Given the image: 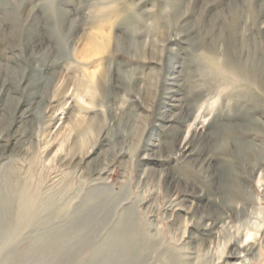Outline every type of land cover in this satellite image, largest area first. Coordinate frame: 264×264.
Returning <instances> with one entry per match:
<instances>
[{
    "label": "rangeland",
    "instance_id": "obj_1",
    "mask_svg": "<svg viewBox=\"0 0 264 264\" xmlns=\"http://www.w3.org/2000/svg\"><path fill=\"white\" fill-rule=\"evenodd\" d=\"M172 52L183 110L167 107ZM203 55L241 72L202 75ZM12 134L0 174L30 212L0 264H264V0H0V138Z\"/></svg>",
    "mask_w": 264,
    "mask_h": 264
},
{
    "label": "bare ground",
    "instance_id": "obj_2",
    "mask_svg": "<svg viewBox=\"0 0 264 264\" xmlns=\"http://www.w3.org/2000/svg\"><path fill=\"white\" fill-rule=\"evenodd\" d=\"M209 1V0H208ZM212 1V0H211ZM15 2V1H14ZM14 2L12 3V4H14ZM20 2V1H19ZM44 2V1H43ZM223 2V1H222ZM32 3V2H31ZM209 3H211V2H209ZM55 4V3H54ZM222 4V3H221ZM228 4V3H227ZM22 5H23V3H22ZM27 5V4H26ZM46 5V4H45ZM53 5V4H52ZM56 5V4H55ZM226 5V4H225ZM7 6V5H6ZM9 6V5H8ZM14 6H15V4H14ZM112 6V5H111ZM110 6V7H111ZM219 6V5H218ZM20 7V6H19ZM105 7V6H104ZM21 8V7H20ZM38 8V7H37ZM50 8V7H49ZM107 8V7H106ZM223 8H225V7H223ZM7 9V8H6ZM10 9H11V6H10ZM56 9V8H55ZM62 9V8H61ZM210 9V8H209ZM220 10V13H222L223 12V10L221 11V7L219 8ZM239 9V8H238ZM51 10V9H50ZM49 10V11H50ZM213 10V9H212ZM215 10H216V8H215ZM21 11V10H20ZM55 11V10H54ZM66 11V10H65ZM68 11V10H67ZM74 11H76V10H74ZM237 11V10H236ZM7 12H9V10L7 9ZM57 12H58V10H57ZM77 12V11H76ZM106 12H107V9H106ZM208 12V11H207ZM214 13H215V11H213ZM104 13V12H103ZM102 13V14H103ZM108 13V12H107ZM106 13V14H107ZM236 13H238V12H236ZM52 14V13H51ZM102 14H100V16L102 15ZM225 14V13H224ZM239 14V13H238ZM167 15V14H166ZM214 15V14H213ZM227 15V14H226ZM20 16V15H19ZM77 16H78V14H77ZM239 16V15H238ZM21 17V16H20ZM54 17V16H53ZM98 17V16H97ZM213 16H212V20H213ZM215 18H218V17H215ZM214 18V19H215ZM223 18V17H222ZM238 18V17H237ZM17 19V18H16ZM25 19V18H24ZM73 19H75V18H73ZM101 19H102V16H101ZM208 19V18H207ZM42 20V19H41ZM44 20V19H43ZM46 20V19H45ZM44 20V21H45ZM68 20V19H67ZM103 20V19H102ZM106 20V19H105ZM204 20V19H203ZM210 20H211V18H210ZM221 20V19H220ZM20 21V20H19ZM216 21V20H215ZM262 21V20H261ZM204 22V21H203ZM212 22H214V20L213 21H211V23ZM232 22V21H231ZM45 23V22H44ZM63 23V22H62ZM210 23V25H212ZM223 23V22H222ZM204 24V23H203ZM46 25H47V23H46ZM68 25V24H67ZM12 26V25H11ZM75 26V25H74ZM102 26V25H101ZM204 26H206V25H204ZM213 26L214 25H212V28H213ZM208 27V26H207ZM206 27V28H207ZM222 27V26H221ZM101 28V27H100ZM210 28V27H209ZM215 28V27H214ZM218 28V27H217ZM219 29V28H218ZM223 29V28H222ZM229 29V28H228ZM47 30V29H46ZM101 30H102V28H101ZM212 30V29H211ZM233 30V29H232ZM219 31H221V30H219ZM126 32V31H125ZM217 32V31H216ZM233 32V31H232ZM83 33V32H82ZM176 33V32H175ZM194 33V32H193ZM213 33V32H212ZM212 33H210V34H212ZM234 33V32H233ZM209 34V35H210ZM217 34V33H216ZM177 35V34H176ZM191 35H193V34H191ZM169 36V35H168ZM197 36V35H196ZM226 36V35H225ZM195 37V36H194ZM104 38V37H103ZM176 38H178V37H176ZM175 38V39H176ZM187 38V37H186ZM193 38V37H192ZM191 38V39H192ZM206 38H207V36H206ZM216 38V37H215ZM179 39V38H178ZM188 39H190V37L188 38ZM190 39V40H191ZM197 39V38H196ZM196 39H193V41L194 40H196ZM209 39V38H208ZM180 40V39H179ZM202 40V39H201ZM207 40V39H206ZM213 40V39H212ZM216 40V39H215ZM219 40V39H218ZM217 40V41H218ZM213 42V41H212ZM186 43H189V42H186ZM203 43V42H202ZM213 43H215V42H213ZM191 44V43H190ZM200 44V43H199ZM204 44V43H203ZM169 45V44H168ZM187 45H189V44H187ZM212 45V44H211ZM192 46V44L190 45V47ZM197 46V45H196ZM195 46V47H196ZM215 46V49L216 50H218V48H216V44L214 45ZM194 46H193V48H195ZM208 47V46H207ZM223 47H224V45H223ZM101 48V47H100ZM197 48V47H196ZM199 48V47H198ZM233 48V47H232ZM151 49V48H150ZM211 49V48H210ZM214 49V50H215ZM221 49H224V48H221ZM221 49L219 50V51H221ZM183 50V49H182ZM226 50V49H225ZM174 51V50H173ZM187 51V50H186ZM193 51V50H192ZM212 51V50H211ZM224 51V50H223ZM176 52V51H175ZM190 52V51H189ZM189 52L187 53L188 55H189ZM207 52V51H206ZM168 53V52H167ZM176 53H178V52H176ZM192 53V52H191ZM209 53V52H208ZM252 54V53H251ZM197 55H199V54H197ZM253 55V54H252ZM254 56V55H253ZM178 57V56H177ZM219 57V56H218ZM248 57V56H247ZM252 57V56H251ZM183 58V57H182ZM233 58V57H232ZM167 59V58H166ZM238 59H240V58H238ZM237 59V60H238ZM247 59H249V58H247ZM246 59V60H247ZM192 60V59H191ZM221 60V59H220ZM200 61H202V62H204V63H206L207 65H205V66H208L209 67V72H208V74H204V70H205V68H202L204 65H203V63L201 62V64L203 65V66H201L200 68V72H201V74L202 75H205V76H208L209 78H214L216 75H218L219 73H230L232 76L234 75H237V73L240 71L241 72V69H239L237 66H231V65H224V64H222L221 62H219L215 57H213V56H208V55H203L202 56V58H201V60ZM240 61V60H239ZM250 61V60H249ZM231 62V61H230ZM181 63L182 62H180V61H177V59H176V55H174L173 54V52L171 53V55H170V57H169V62H168V64H167V76H166V80H167V83L169 84V93H170V96H171V100L173 101V102H171L170 104L168 103V105H167V107H175V108H178L179 110L180 109H184L185 107H188L187 106V103L186 102H188L185 98H188V96L187 97H185V95H184V92H183V83H184V81H183V83H182V80H183V76H184V72H183V70H182V65H181ZM183 63H185V61L183 62ZM250 63V62H249ZM247 64V63H246ZM245 64V65H246ZM253 63H251V65H252ZM240 65V64H239ZM249 65V64H248ZM188 66V65H187ZM200 66V65H199ZM184 68V67H183ZM216 68V69H215ZM253 69H254V67H253ZM185 70V69H184ZM186 70H188V67H186ZM186 70H185V72H186ZM216 70H218V72H216ZM246 70V69H245ZM250 70H252V69H250ZM248 71V70H247ZM246 73V72H245ZM252 73V72H251ZM245 75H247L248 76V74H245ZM250 75V74H249ZM193 76V75H192ZM219 77H220V79L222 78V76L221 75H218ZM217 76V77H218ZM223 76H225V75H223ZM227 76H228V78L230 77L229 75H227L226 74V77L225 78H227ZM243 77V76H242ZM245 77V76H244ZM254 77V76H253ZM187 78V77H186ZM208 78V79H209ZM224 78V77H223ZM232 78V77H231ZM237 78V77H236ZM190 79V78H189ZM219 79V78H218ZM243 79V78H242ZM248 79H249V77H248ZM216 80V79H215ZM227 80V79H226ZM256 80V79H255ZM244 81V80H243ZM252 81V80H251ZM186 82V81H185ZM191 82H192V80H191ZM198 82V81H197ZM214 82V81H213ZM220 82V81H219ZM254 82V81H253ZM256 82V81H255ZM258 82V81H257ZM46 83V82H45ZM187 83V82H186ZM227 83V82H226ZM228 83H229V80H228ZM227 83V84H228ZM244 83V82H243ZM249 84V83H248ZM194 85V84H193ZM193 85H192V87H193ZM191 86V85H190ZM167 87V86H166ZM197 87H199V86H197ZM247 87V86H246ZM257 87H258V85H257ZM218 88V87H217ZM217 88H215V89H217ZM211 90V87L209 86L208 88H206L205 87V89H204V91H203V94H202V96H201V98H200V100H199V104H201V103H203L207 98H208V94H209V90ZM32 90V89H31ZM163 90V89H162ZM243 90V89H242ZM164 91V90H163ZM162 91V92H163ZM187 92V91H186ZM220 92H221V90H220ZM243 92V91H242ZM212 93H213V91H212ZM188 94H189V91H188ZM187 94V95H188ZM220 94V93H219ZM195 95V94H194ZM166 97V96H165ZM194 98V97H193ZM241 98H243V97H241ZM192 99V98H191ZM192 101V100H191ZM190 101V102H191ZM255 101H257V99L255 100ZM196 102V101H195ZM192 104H193V102H192ZM205 104V103H204ZM190 105V104H189ZM194 105V104H193ZM197 105V104H196ZM192 106V105H191ZM197 106H199L200 107V105H197ZM195 107V106H194ZM206 107V106H205ZM191 108V107H190ZM201 108V107H200ZM186 111V110H185ZM202 111V110H201ZM204 111V110H203ZM169 112V111H168ZM217 112V111H216ZM233 113V112H232ZM31 114H32V112H31V108L28 106V107H26L25 109H23L22 110V113H21V115L24 117V118H30V116H31ZM215 114V113H214ZM21 116V117H22ZM203 117V116H202ZM207 118V117H206ZM214 118H216V117H214ZM163 119V118H162ZM213 119V118H212ZM164 121H165V123H166V125H168V126H170V125H173L174 124V119H172V117H168V118H165V119H163ZM185 120V119H184ZM182 122H183V119H182ZM192 122V121H191ZM214 123H216V120H215V122ZM220 123V122H219ZM218 123V124H219ZM217 124V126H216V128H218V125ZM221 124V123H220ZM16 125V124H15ZM186 125V124H185ZM188 126H189V123H188ZM191 126V125H190ZM214 126V125H213ZM229 126H232V125H229ZM244 126V125H243ZM16 127H17V125H16ZM187 127V126H186ZM196 127V126H195ZM220 127V126H219ZM241 127V126H240ZM245 127V126H244ZM214 128V127H213ZM212 128V129H213ZM256 128V127H255ZM13 129H15L14 127H13ZM203 129V128H202ZM220 129V128H219ZM230 129H231V127H230ZM247 129L249 130V127H247ZM214 130V129H213ZM250 130H252L251 128H250ZM195 131H197V128H195ZM206 131V130H205ZM220 131V130H219ZM257 131H258V129H257ZM212 132V131H211ZM216 132V131H215ZM225 132V131H224ZM236 132V131H235ZM244 132V131H243ZM246 132V131H245ZM248 132V131H247ZM246 132V133H247ZM192 133V132H191ZM194 133V132H193ZM207 133H208V131H207ZM250 133V132H249ZM157 134V133H156ZM170 134V133H169ZM217 133H215V135H216ZM227 134V133H226ZM229 134V133H228ZM248 134V133H247ZM251 134V133H250ZM11 135V134H10ZM184 135V134H183ZM192 135V134H191ZM210 135H212V134H210ZM209 135V136H210ZM215 135H212V136H214V138H215ZM218 135V134H217ZM220 135V134H219ZM224 136V138H223V140L225 139L226 140V137H225V134H223ZM5 136V135H4ZM21 136H22V134H21ZM25 136V135H24ZM174 136V135H173ZM211 136V137H212ZM250 136V135H249ZM17 137L18 136H16V135H14V134H12V137L11 138H8V139H2V138H0V140H2V141H4L2 144H0V147H3L4 149L5 148H7V147H9V145L10 144H13V142L14 141H16V139H17ZM184 137V136H183ZM231 137V136H230ZM116 138V137H115ZM170 138V137H169ZM175 138V137H174ZM181 138V137H180ZM185 138V137H184ZM213 138V137H212ZM216 138H218L217 136H216ZM219 138H220V136H219ZM222 138V137H221ZM250 138V137H249ZM152 139V138H151ZM247 139V138H246ZM252 139V138H251ZM170 141H171V139H169ZM173 140V139H172ZM216 140V139H215ZM219 140V139H218ZM224 140V141H225ZM156 141V140H155ZM166 141V140H165ZM217 141V140H216ZM215 141V142H216ZM172 142V141H171ZM177 142H179L178 140H177ZM206 142V141H205ZM228 142V141H227ZM235 142V141H234ZM245 143H246V141H244ZM254 142V141H253ZM229 143V142H228ZM232 143V142H231ZM162 144H163V142H162ZM183 144V145H182ZM217 144V143H216ZM238 144V143H237ZM149 145V144H148ZM164 145V144H163ZM169 145H171V143L169 144ZM179 145V144H178ZM234 145H235V143H234ZM233 145V146H234ZM239 145V144H238ZM187 146H188V143H184V141H183V143H181L180 144V146H179V148H183V149H187ZM212 146H213V144H212ZM20 147V146H19ZM18 147V148H19ZM193 147V146H192ZM194 147H195V145H194ZM221 147V146H220ZM230 147V146H229ZM253 147V146H252ZM161 148H162V146H161ZM232 148V147H231ZM245 148V147H244ZM169 149V148H168ZM234 149V148H233ZM253 149H254V147H253ZM158 150V149H157ZM232 150V149H231ZM235 150V149H234ZM246 151V150H245ZM4 152V150H2L1 152H0V154H2ZM125 152V151H124ZM151 152V151H150ZM168 152V151H167ZM166 152V153H167ZM172 152V151H171ZM186 153V152H185ZM184 154V153H183ZM206 153H204V155H205ZM156 155V154H155ZM168 155H169V153H168ZM181 155H182V153H181ZM206 157V156H205ZM208 157V156H207ZM177 158V157H176ZM178 159V158H177ZM179 160V159H178ZM210 160V159H209ZM180 161V160H179ZM182 161V160H181ZM176 163V162H175ZM178 164V163H177ZM172 165V164H171ZM208 165V164H207ZM209 166H210V164H209ZM254 166H256V165H254ZM8 167V166H7ZM175 167V166H174ZM198 167V166H197ZM168 168H170V167H168ZM206 168H207V166H206ZM205 168V169H206ZM144 169V168H143ZM202 169V168H201ZM6 170V169H5ZM163 170V169H162ZM6 171H8V169L6 170ZM143 171V170H142ZM164 171V170H163ZM3 172V171H2ZM201 172V171H200ZM4 173V172H3ZM3 173H1L0 174V184H1V186H0V245H2L6 240H13L15 237H17V234H18V231L20 230V228L25 224V222H27L26 221V218L28 217V215H29V212H30V210L28 209L29 208V201H28V199L27 198H14V191H13V187H11V181L12 180H5V178H4V175H3ZM8 173H9V171H8ZM145 173V172H144ZM208 173V172H207ZM5 174V173H4ZM7 175V174H6ZM158 175V174H157ZM8 176H10V175H8ZM146 176V175H145ZM187 176V175H186ZM139 177V176H138ZM7 179H8V177H7ZM145 182V181H144ZM166 182V181H165ZM186 182H188V181H186ZM235 182V181H234ZM177 185V184H176ZM211 186V185H210ZM97 188V187H96ZM94 189V188H93ZM232 189V188H231ZM229 190V189H228ZM184 191V190H183ZM22 191L20 190V193H21ZM221 192V191H220ZM23 193V192H22ZM198 193V192H197ZM27 195V194H26ZM30 195V194H29ZM199 196V195H198ZM29 198V197H28ZM208 198V197H207ZM209 199H210V197H209ZM138 200V199H137ZM205 200V199H204ZM173 201H175V200H173ZM191 201V200H190ZM194 201V200H193ZM216 201V200H215ZM208 202V201H207ZM210 202V201H209ZM190 203V202H189ZM198 203V202H197ZM210 203H212V202H210ZM149 204V203H148ZM174 204V203H173ZM191 204V203H190ZM196 204V203H195ZM142 205V204H141ZM169 205V204H168ZM170 206V205H169ZM168 206V207H169ZM219 207V206H218ZM172 208V207H171ZM195 209V208H194ZM182 210H184V212H185V209H183L181 206H175L174 208H172V212H176V216H178L180 213H181V211ZM166 211V210H165ZM190 211V210H189ZM197 211V210H196ZM53 212V211H52ZM153 212V211H152ZM154 213V212H153ZM166 213V212H165ZM192 213V212H191ZM222 213V212H221ZM138 214V213H137ZM185 216H186V214H185ZM220 216V215H219ZM155 217V216H154ZM186 218V217H185ZM188 218V217H187ZM182 219V218H181ZM126 220V219H125ZM127 221V220H126ZM180 221V220H179ZM194 223V222H193ZM198 224V223H197ZM26 225V224H25ZM199 225V224H198ZM208 224H205V226H207ZM119 226V225H118ZM144 227V226H143ZM120 228V227H119ZM203 228V227H202ZM199 229H200V227H199ZM123 230V229H122ZM203 230V229H202ZM66 231H69V227H67L66 228ZM65 231V232H66ZM118 231V230H117ZM117 231H115V233L117 232ZM124 231V230H123ZM139 232V231H138ZM200 232V231H199ZM211 232V231H210ZM68 233V232H67ZM197 233V232H196ZM209 233V232H208ZM250 233V232H249ZM121 234H122V231H121ZM120 234V236L119 237H121L122 235ZM30 235V234H29ZM117 235H119V232L117 233ZM200 235H202V234H200ZM251 235V233L250 234H248V236H250ZM198 236H199V234H198ZM43 237H45V236H43ZM51 237V236H50ZM202 237V236H201ZM32 238V237H31ZM38 238V237H37ZM52 238H53V236H52ZM63 238H66L65 236L63 237ZM112 238V237H111ZM110 238V239H111ZM138 238V240L140 239V237H137ZM142 238V237H141ZM185 238V237H184ZM121 239V238H120ZM136 239V238H135ZM134 239V241H136ZM234 239V238H233ZM111 240H113V239H111ZM110 240V241H111ZM116 240H117V237H116ZM143 240H145V239H143ZM158 240V239H157ZM36 241V240H35ZM45 241V240H44ZM120 241V240H119ZM140 241H142V239L140 240ZM162 241V240H161ZM193 241V240H192ZM41 242H43V240H41L40 239V243ZM120 242H122V241H120ZM120 242H118V243H120ZM157 242V241H156ZM20 243V242H19ZM28 243V242H27ZM29 243H31V242H29ZM28 243V245H27V247H22L21 248V250H20V252L18 253V254H23V253H26V252H30L31 250H33V252L36 250L35 248H33V246L31 245V244H29ZM39 243V242H38ZM116 243H117V241H116ZM135 243V242H134ZM145 243V242H144ZM155 243V242H154ZM186 243V242H185ZM185 243H184V246H185ZM197 243V242H196ZM121 244V243H120ZM120 244H119V246H120ZM138 244V243H137ZM156 244V243H155ZM159 244V243H158ZM191 244V243H190ZM102 245V244H101ZM110 245H112V244H110ZM109 245V246H110ZM115 245V244H114ZM188 245V244H187ZM41 246V245H40ZM109 246H107V244L106 245H104V246H101L100 248H98V252H99V254H101V253H103V254H105V256L104 257H106V260H109V258H110V256L112 255L111 254V251H114L116 248H113V246H112V248H111V246L109 247ZM122 246V245H121ZM120 246V247H121ZM139 246V245H138ZM157 246V245H156ZM234 246V245H233ZM252 246V245H251ZM43 248H41V249H39V250H43L44 249V253L45 254H49V252H50V248H47V246H45L44 244H43V246H42ZM115 247V246H114ZM146 247L148 248V246L146 245ZM193 247V246H192ZM191 247V248H192ZM206 247H208V246H206ZM235 247H236V245H235ZM234 247V248H235ZM253 247V246H252ZM252 247H250L251 249H252ZM138 248V247H137ZM162 248V247H161ZM164 248V247H163ZM195 248V247H194ZM246 248H247V246H246ZM110 249V250H109ZM122 249V248H121ZM172 249V248H171ZM188 249V248H187ZM239 249V248H238ZM248 249V248H247ZM246 249V250H247ZM150 250V249H149ZM148 250V251H149ZM169 250H170V248H169ZM192 250H194V249H192ZM210 250H212V249H210ZM236 250H237V248H236ZM245 250V249H244ZM244 250H243V252H244ZM146 251V250H145ZM195 251V250H194ZM202 251V250H201ZM252 251H253V249H252ZM37 252V251H36ZM35 252V253H36ZM101 252V253H100ZM152 252V251H151ZM177 253H178V251H176ZM176 252H174V254H171L172 256L174 255L175 256V253ZM180 252V251H179ZM242 252V251H241ZM257 253V251H254V253ZM134 253H136V252H134ZM195 253V252H194ZM207 253V252H206ZM231 253V252H230ZM255 253V254H256ZM27 254V253H26ZM39 254H41V255H39L40 257H43V253L41 252V253H39ZM44 254V255H45ZM150 254V253H149ZM168 254H169V252H168ZM180 254V253H179ZM196 254V253H195ZM247 254V253H246ZM91 255V254H90ZM93 255H95V253L93 254ZM126 255V254H125ZM131 254H128L127 255V257H126V261L128 260V258H129V256H130ZM133 255V254H132ZM137 255V254H136ZM170 255V254H169ZM177 255V254H176ZM182 255V254H181ZM97 256V255H96ZM124 256V255H123ZM138 256V255H137ZM148 256H150V255H148ZM158 255H156V257H157ZM173 256V257H174ZM142 257H143V255H142ZM155 257V258H156ZM185 257H187V258H192V252H189V254L187 253V254H185ZM184 257V258H185ZM194 257V256H193ZM125 258V257H124ZM123 258V259H124ZM137 258V257H136ZM135 258V259H136ZM139 258V257H138ZM182 258V257H181ZM104 259V258H103ZM131 259V258H130ZM140 259V258H139ZM141 259H143V258H141ZM141 259L140 260H138V261H140V262H138V261H136L138 264H143V261L141 262ZM150 259V258H149ZM148 259V260H149ZM157 259H158V257H157ZM170 259V258H169ZM180 258H178V260H179ZM183 259V258H182ZM110 260H112V259H110ZM154 260V259H153ZM171 260H173V259H171ZM135 261V260H134ZM184 261V260H183ZM183 261H181V262H183ZM145 262V261H144ZM186 262V261H185ZM232 262V261H231ZM235 262V261H234ZM99 263V262H98ZM97 263V264H98ZM107 263H110V262H107ZM167 263V262H166ZM165 263V264H166ZM177 263V262H176ZM228 263H230V261L228 262ZM170 264H172V262L170 263Z\"/></svg>",
    "mask_w": 264,
    "mask_h": 264
}]
</instances>
